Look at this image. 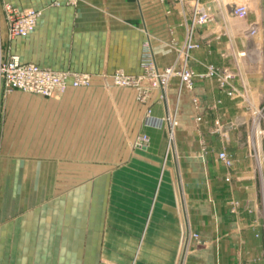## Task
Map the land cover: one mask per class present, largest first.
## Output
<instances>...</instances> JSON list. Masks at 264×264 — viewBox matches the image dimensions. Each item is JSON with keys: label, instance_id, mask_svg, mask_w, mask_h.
Instances as JSON below:
<instances>
[{"label": "crops", "instance_id": "crops-1", "mask_svg": "<svg viewBox=\"0 0 264 264\" xmlns=\"http://www.w3.org/2000/svg\"><path fill=\"white\" fill-rule=\"evenodd\" d=\"M2 1L40 11L34 29L14 38L1 13L3 57L18 54L93 78L53 97L0 89V264H181L187 212L194 230L209 233L203 237L209 250L196 249L183 264H248L261 249L263 221L253 203L231 209L241 188L226 180L216 155L227 147L235 156L233 182L254 176L251 157L244 144L235 152L220 140L216 118L222 113L223 125L234 123V135L248 126L250 92L264 96V74L255 70L260 59L252 66L239 55L250 50L247 32L259 16L249 8L234 27L214 0H200L215 19L196 27L200 46L188 63L197 73L229 66L242 92L230 96L219 92L215 77H196L192 92L179 93L178 79L172 81L177 125L169 149L168 125H145L148 105L111 74L119 68L140 74L148 40L158 66L171 65L194 0ZM216 1L227 8L235 2ZM156 94L152 112L163 116L166 105ZM142 133L149 145L137 147Z\"/></svg>", "mask_w": 264, "mask_h": 264}, {"label": "built area", "instance_id": "built-area-1", "mask_svg": "<svg viewBox=\"0 0 264 264\" xmlns=\"http://www.w3.org/2000/svg\"><path fill=\"white\" fill-rule=\"evenodd\" d=\"M183 4L185 0H175ZM193 12L189 20L186 21V36L184 41L177 46V57L175 61L166 67H159L150 44V41L144 43V53L142 58V72L140 74H131L124 69H116L111 77L115 85L119 87H128L136 91L138 101L147 104L145 113V125L152 127H163L168 125L169 129V149L173 146L172 136L177 124L175 109L171 106L169 100V90L171 82L178 79L179 93L183 90L192 92L195 86L196 77H215L219 92L230 96L241 95V90L235 84L236 73L229 67L209 66L205 73H197L188 63L190 53L199 48L200 42L194 39V32L197 26L206 25L214 21L215 15L200 0H194ZM229 12L233 16L245 18L249 13L247 4H241L230 7ZM40 11L24 13L21 20L15 21L9 15V33L12 36L24 35L33 29L38 21ZM255 33L256 29L251 28ZM240 52L239 55H244ZM93 75L88 72L60 70L50 66L40 65L34 62H25L18 54H9L6 57L0 56V89L6 93L13 90H22L29 93L40 94L43 96H53L68 87H87L92 82ZM157 92L156 100L163 101L166 105V113L163 116H156L152 112L151 100L154 93ZM194 107L198 108L200 101L192 96ZM221 100H217L214 107H218ZM195 118V117H193ZM201 120V117H197ZM217 130L221 128L219 119H216ZM150 138L146 133L138 136L135 142L137 147H146L149 145ZM218 158L222 164L230 169L233 166L234 159L226 150L218 152ZM231 175L227 174L226 179L230 180Z\"/></svg>", "mask_w": 264, "mask_h": 264}, {"label": "rangeland", "instance_id": "rangeland-1", "mask_svg": "<svg viewBox=\"0 0 264 264\" xmlns=\"http://www.w3.org/2000/svg\"><path fill=\"white\" fill-rule=\"evenodd\" d=\"M201 2V1H200ZM214 4H216V9L219 10L220 7H222L229 15V23L233 24L234 27L237 25L238 19H242L241 17L233 16L231 13L229 14V10L231 9L230 7H235L241 4H247L248 7L250 8L251 11V16L252 17H257L259 18L255 20L256 23L251 24L250 29L248 30V36L250 39L248 40L247 44H249L250 50L247 51L248 48H245L241 52H245L244 55L240 56L241 59L245 60L246 64L250 63V65H254V59L259 58L260 59V64L259 68H256L255 70H259L260 73L264 74V0H235V2L231 3V6L229 5V8H227V5L218 3L216 0H214ZM201 4L205 5L206 8H208L209 11L215 14L213 9L209 4H204L201 2ZM211 4V3H210ZM192 6V12L194 10V6ZM33 11H39L33 7H28V8H20L17 5L10 3L8 1H2L0 0V15L1 13L4 14L5 19H6V24H7V29H8V34L11 38L16 37L10 35L9 33V15L12 17V19H16L15 21L21 20L20 17H24V13H31ZM249 11V12H250ZM191 12V15H192ZM249 14V13H248ZM190 15V17H191ZM251 28H255L256 32L252 33ZM34 29V28H33ZM33 29H31L29 32H31ZM29 32H27L24 35H18V36H25ZM258 46L260 49H258ZM3 53V46L1 45L0 42V56H2ZM237 73V72H236ZM237 75V74H236ZM64 91H61L53 96L59 95ZM10 93V92H9ZM35 94V93H33ZM40 95V94H38ZM250 95L248 99L244 100L245 104L249 106L250 109V118L248 122V126L244 125V127H240L237 129L236 133L232 135L230 133L229 128L232 124V122L228 123L226 126L223 125L222 120H221V114L219 117L216 119H219L220 125L222 126L218 130V136L220 140H222L224 143L229 144L232 149L236 152L239 149L241 150V146L244 144L248 148V155L251 157V162L248 166V171H252L254 173V176L250 178L251 176H245L242 177L241 180H235L233 182V178L235 177L236 170L238 168V165L236 163V158L235 156L229 151L227 147H224L220 150H226L230 155H232L234 159V163L232 168L227 169L221 162V160L218 158V152L217 151V159L220 162V164L226 169L227 174L231 175L230 180L232 183L238 184V187L241 188V190L237 189L239 191V195H237L240 199L237 197L231 199L230 203L232 204V210L238 208L240 204H242V201L245 205H250V203L254 204L257 209V215L258 217L263 221L261 222V227H260V233H261V239L263 240V243L261 244V249L259 250V253L252 257L248 261V264H264V96L260 98L257 93L254 91L250 92ZM43 96V95H42ZM53 96H46V97H53ZM239 96V95H238ZM245 96H247V93H245ZM236 97V96H234ZM241 97V96H240ZM176 112V111H173ZM224 114V112H223ZM176 117V114H175ZM236 124V121H235ZM177 125V124H176ZM176 129V126H175ZM228 129V130H227ZM241 130L242 132L238 131ZM234 136V137H233ZM233 137V138H232ZM172 147H175V143L173 144ZM233 151V152H234ZM227 177V175H226ZM250 190H252L250 192ZM206 209V204L207 203H202ZM237 211H235L236 213ZM248 214H251L253 211L250 208H247ZM234 213V212H233ZM187 242H186V247L184 251V257L181 260V264L186 262L187 258L192 255V253L196 250L201 248L202 250H209V245L206 243L205 239L203 238L204 236H208L209 233L204 232V231H196L192 228L190 225V217L187 212ZM204 232V233H203Z\"/></svg>", "mask_w": 264, "mask_h": 264}, {"label": "bare ground", "instance_id": "bare-ground-1", "mask_svg": "<svg viewBox=\"0 0 264 264\" xmlns=\"http://www.w3.org/2000/svg\"><path fill=\"white\" fill-rule=\"evenodd\" d=\"M172 143L174 144L175 143V130H174V132H173V136H172Z\"/></svg>", "mask_w": 264, "mask_h": 264}]
</instances>
